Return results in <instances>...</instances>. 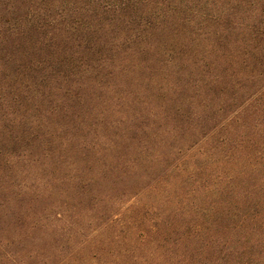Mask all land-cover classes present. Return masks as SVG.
I'll return each instance as SVG.
<instances>
[{"label": "trees", "instance_id": "trees-1", "mask_svg": "<svg viewBox=\"0 0 264 264\" xmlns=\"http://www.w3.org/2000/svg\"><path fill=\"white\" fill-rule=\"evenodd\" d=\"M263 56L264 0H0V264H264Z\"/></svg>", "mask_w": 264, "mask_h": 264}, {"label": "rangeland", "instance_id": "rangeland-1", "mask_svg": "<svg viewBox=\"0 0 264 264\" xmlns=\"http://www.w3.org/2000/svg\"><path fill=\"white\" fill-rule=\"evenodd\" d=\"M249 63H251V60L246 58V66ZM254 63L256 65L255 69H251L249 66L242 69V71H246L247 73H250L251 71H257L258 69L264 71V66H262L264 64V56L262 57V60L259 58ZM121 65L120 71H123L124 73L118 75L113 84L103 90L98 102L101 104L104 100L105 103H107L109 109L113 112L115 119H118L121 122H126L127 124H131V94L132 92L135 93L137 90L143 89V87L139 85L140 82L138 79L137 82H131V71L126 69L128 64L122 63ZM112 87H115L114 91H107ZM94 103L95 101L91 102V106H93ZM128 198L129 197H125V201Z\"/></svg>", "mask_w": 264, "mask_h": 264}]
</instances>
